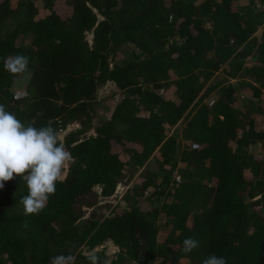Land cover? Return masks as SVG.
<instances>
[{"label":"trees","instance_id":"obj_1","mask_svg":"<svg viewBox=\"0 0 264 264\" xmlns=\"http://www.w3.org/2000/svg\"><path fill=\"white\" fill-rule=\"evenodd\" d=\"M16 54L21 98L3 69ZM0 103L36 127L81 121L59 135L74 162L43 211L24 215L18 177L0 190V264H264V0H0Z\"/></svg>","mask_w":264,"mask_h":264},{"label":"clouds","instance_id":"obj_2","mask_svg":"<svg viewBox=\"0 0 264 264\" xmlns=\"http://www.w3.org/2000/svg\"><path fill=\"white\" fill-rule=\"evenodd\" d=\"M3 69L14 78L31 76L29 57L23 54L3 58ZM72 162L74 157L60 141L56 128L25 123L0 103V190L6 182L17 177L23 180L27 194L21 197L19 204L25 216L38 215L44 210L50 196L56 193L57 183L63 180L66 167ZM24 226L27 227V223ZM198 247L199 241L193 237L182 242L186 254ZM86 259L88 264H102L101 257L94 250L88 252ZM76 261L75 254L62 253L51 257L49 264H76ZM103 264L107 261L104 260ZM202 264H227V260L210 254Z\"/></svg>","mask_w":264,"mask_h":264},{"label":"rangeland","instance_id":"obj_3","mask_svg":"<svg viewBox=\"0 0 264 264\" xmlns=\"http://www.w3.org/2000/svg\"><path fill=\"white\" fill-rule=\"evenodd\" d=\"M207 25H208V27H210L209 23ZM88 37L91 38V34H89ZM124 48H125V52L126 51L129 52L130 50H132V45L129 43L125 44ZM226 79H227V76L225 75L224 71H220L219 73H216L214 81H224ZM228 80H230V82L232 81L233 83L239 82L238 78L229 77ZM29 81H30V78H27V79L17 78L16 82L12 86L13 92L14 93L15 92H25L27 90V86L29 84ZM238 89L240 91L241 99H242L245 110L247 112H250V113L257 112L256 101L253 98H250L249 96L245 95L240 86H238ZM213 95H215V90L213 92H211V95L207 98V102L212 101ZM99 96L101 98H106V100L104 101V105H103L102 110H103V112H108V111H110V109H113L115 107L117 101L119 100V97H120L119 89L116 87V85L114 83L109 82L100 89ZM104 106L109 107V109H107V111H106ZM80 126H81V121H79V120H75L73 122H70L65 129L60 130L59 135L62 136L66 132H69L71 129H75V128L80 127ZM256 146H257V144H256ZM152 165H154V164H152ZM70 168H71V163L65 169V175H64L63 180L66 178ZM177 172L178 171H176V173ZM126 190H127V186H124L123 184L119 185L117 190H116V193L112 197H109L107 199H102V201L104 203L110 202V203L116 205L117 203H119L121 201L122 196L125 194ZM101 249H105L106 253L112 256L115 253V251H117L118 247L112 241H109V242H106L105 244L98 247V250H101Z\"/></svg>","mask_w":264,"mask_h":264},{"label":"built area","instance_id":"obj_4","mask_svg":"<svg viewBox=\"0 0 264 264\" xmlns=\"http://www.w3.org/2000/svg\"><path fill=\"white\" fill-rule=\"evenodd\" d=\"M25 95H26V91H25V92H15V93H14V97H15V98H21V97H23V96H25ZM194 146H196V145H194ZM176 179H177L178 181L181 180L180 176H176Z\"/></svg>","mask_w":264,"mask_h":264}]
</instances>
